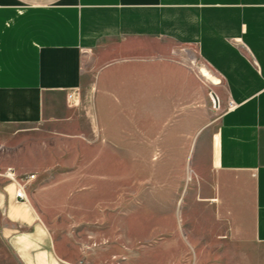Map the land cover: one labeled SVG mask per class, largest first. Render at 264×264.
Listing matches in <instances>:
<instances>
[{"label": "crops", "instance_id": "1", "mask_svg": "<svg viewBox=\"0 0 264 264\" xmlns=\"http://www.w3.org/2000/svg\"><path fill=\"white\" fill-rule=\"evenodd\" d=\"M44 135L109 144L96 158L121 192L124 159H158L154 179L179 159L207 252L249 255L264 244V0H0V143ZM0 181V264H77Z\"/></svg>", "mask_w": 264, "mask_h": 264}, {"label": "rangeland", "instance_id": "2", "mask_svg": "<svg viewBox=\"0 0 264 264\" xmlns=\"http://www.w3.org/2000/svg\"><path fill=\"white\" fill-rule=\"evenodd\" d=\"M210 98L217 119L224 107ZM106 150L107 143L48 135L0 143V171L11 166L35 174L29 201L55 236L81 248L77 264H264V244H253L249 255L225 256V263L207 252L213 242L199 238V220H185L189 195L179 189V159L171 160L166 179L149 174L158 159H124L121 192L115 160L96 158ZM189 163L182 165L186 179L193 174Z\"/></svg>", "mask_w": 264, "mask_h": 264}, {"label": "built area", "instance_id": "3", "mask_svg": "<svg viewBox=\"0 0 264 264\" xmlns=\"http://www.w3.org/2000/svg\"><path fill=\"white\" fill-rule=\"evenodd\" d=\"M235 104L232 101L228 102V108H233ZM0 174L12 180L16 184V198L17 200H27L26 190L29 183L35 178L33 173H17L16 170L8 166Z\"/></svg>", "mask_w": 264, "mask_h": 264}, {"label": "bare ground", "instance_id": "4", "mask_svg": "<svg viewBox=\"0 0 264 264\" xmlns=\"http://www.w3.org/2000/svg\"><path fill=\"white\" fill-rule=\"evenodd\" d=\"M201 73L206 77V79L212 81V82H215L217 83L219 80L214 77L207 69L205 68H201L200 69Z\"/></svg>", "mask_w": 264, "mask_h": 264}]
</instances>
